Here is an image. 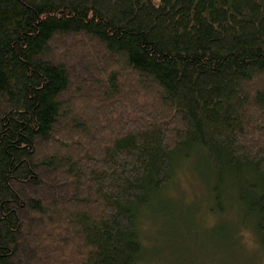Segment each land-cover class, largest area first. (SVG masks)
<instances>
[{
  "label": "trees",
  "instance_id": "16d2710c",
  "mask_svg": "<svg viewBox=\"0 0 264 264\" xmlns=\"http://www.w3.org/2000/svg\"><path fill=\"white\" fill-rule=\"evenodd\" d=\"M187 163L264 259V0H0V264H149Z\"/></svg>",
  "mask_w": 264,
  "mask_h": 264
},
{
  "label": "rangeland",
  "instance_id": "374dc122",
  "mask_svg": "<svg viewBox=\"0 0 264 264\" xmlns=\"http://www.w3.org/2000/svg\"><path fill=\"white\" fill-rule=\"evenodd\" d=\"M195 159L200 160L199 157ZM200 168L206 176L208 173L201 163ZM195 173L191 163L178 166L175 179L169 183L165 196L176 202L177 207L172 208L175 215L179 211L178 208L193 213V217L189 216L186 222L189 228L180 226L179 231L182 232L184 239L179 246L177 244L167 246L164 239L155 235L163 229L161 218L157 215L159 212L153 213L156 219L154 215L145 218L142 224L144 239L147 244L153 243L159 254H154L153 257L146 256L153 259L149 264H264L263 254L258 249L250 224L248 223L246 227L237 224L236 210L234 204H231L233 197L230 193L225 196L229 202L226 203L228 213L221 217H208L209 215L205 213L209 204L205 185ZM220 225L225 229L229 228L230 238L210 230Z\"/></svg>",
  "mask_w": 264,
  "mask_h": 264
}]
</instances>
